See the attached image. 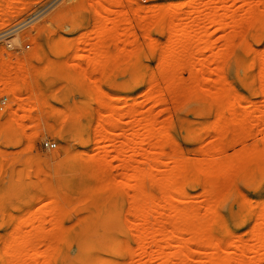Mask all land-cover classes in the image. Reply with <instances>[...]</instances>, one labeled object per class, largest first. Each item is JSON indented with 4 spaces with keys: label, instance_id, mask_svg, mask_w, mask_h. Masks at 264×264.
I'll use <instances>...</instances> for the list:
<instances>
[{
    "label": "rangeland",
    "instance_id": "obj_1",
    "mask_svg": "<svg viewBox=\"0 0 264 264\" xmlns=\"http://www.w3.org/2000/svg\"><path fill=\"white\" fill-rule=\"evenodd\" d=\"M0 11V264H264V0Z\"/></svg>",
    "mask_w": 264,
    "mask_h": 264
},
{
    "label": "bare ground",
    "instance_id": "obj_2",
    "mask_svg": "<svg viewBox=\"0 0 264 264\" xmlns=\"http://www.w3.org/2000/svg\"><path fill=\"white\" fill-rule=\"evenodd\" d=\"M109 2H112V0H108ZM2 2H4V1H2ZM185 3V2H184ZM183 4V3H182ZM90 4H88V6H89ZM92 5V4H91ZM2 6V5H1ZM5 6V5H4ZM9 7V6H8ZM11 7V6H10ZM91 7V6H90ZM13 8H15V7H13ZM92 8V7H91ZM25 9V8H24ZM1 10H3V8H1ZM4 10H6V9H4ZM3 10V11H4ZM7 10H9V9H7ZM7 10H6V12H7ZM11 10V9H10ZM21 10H23V8L21 9ZM14 11V9H12V12ZM17 11V10H16ZM5 12V14L4 15H6V14H8V13H6ZM99 12V11H98ZM10 13H11V11H10ZM17 13H21V12H17ZM100 13V12H99ZM0 14L1 15H3L2 14V12L0 11ZM13 15V16H12ZM15 15V13H13V14H11V16L13 17V18H16L17 17V15L16 16H14ZM7 16V18H8V16L9 15H6ZM19 16V15H18ZM94 16H95V14H94ZM97 17H95L94 19H98L99 17H100V19H98V20H100V22L101 21H104L105 20V18L103 19L102 17H101V15L100 14H98V15H96ZM1 17V16H0ZM11 17V18H12ZM4 18V17H3ZM6 18V17H5ZM9 19V21L11 20L12 21V19ZM103 19V20H102ZM5 20V19H4ZM0 21H2V18H1V20ZM94 21V20H93ZM3 22V21H2ZM98 23L97 21L96 22H93V23H95V24H97V27L99 28V27H101L99 24H101L102 25V22L101 23ZM1 23V22H0ZM12 23V22H11ZM113 24H111V25H114V22H112ZM2 24H4V26H6L5 24H7V26H8V23H5V22H3V23H1V25H0V30H2L4 27H3V25ZM9 24H10V22H9ZM94 24V25H95ZM110 24H104V26H106V28L104 27V30H102L103 28V25H102V27H101V29L99 30L98 28H96V25L94 26L95 28L93 29L94 30V32H93V34H89V36L88 35H86V34H82V36L83 37H86V36H88V37H97L96 39V43L94 44V43H92L93 45H91L90 47L92 48H90V47H88L91 51H88L89 52V54L88 55H90V53L91 52H93L92 50H95V54L94 53H92V57L90 56H88L89 57V59H87V60H91V63H93V64H96V65H98L97 66V68L99 67V68H101V65H103L102 66V68L101 69H103V68H105L104 67V64L103 63H107L108 62V59H109V61H110V59H112L113 60V62H112V60L110 61V62H112L111 64L113 65V63H114V66H112V67H116V65H115V63L116 62H114V60H115V58L117 57V55L116 54H113V56L114 57H111L112 56V53H111V55H110V53H109V51H106V50H108L107 49V47H108V44H109V42L107 43V45L106 46H104L105 45V41H107V40H110L111 42L110 43H112V46H113V48H117V49H119L120 47H119V45H117L118 43V41H123V38H122V36H121V33H120V35H119V32L121 31L119 28H117V29H119V30H117L116 29V27H118V26H116V25H114V26H111ZM169 25V24H168ZM171 25V24H170ZM169 25V26H170ZM140 26V25H139ZM3 27V28H2ZM143 28V25L141 24V26H140V28ZM141 28V30H144V28L142 29ZM92 30V31H93ZM96 35V36H95ZM120 36H121V38H120ZM87 37V38H88ZM90 38H88V39H90ZM0 39H2V40H5V39H7V37H6V34H2V35H0ZM122 39V40H121ZM91 40V39H90ZM86 41H89V40H86ZM15 43H16V41H14ZM90 42V41H89ZM93 42V41H92ZM114 42V43H113ZM87 43V42H86ZM91 43V42H90ZM90 43H88V44H90ZM117 43V44H116ZM14 44V43H13ZM154 44H156V43H154ZM154 44H153V46H154ZM114 45H115V47H114ZM157 45V44H156ZM105 47H106V50H104L105 49ZM157 46H155V48H156ZM78 49H80V48H76L75 49V52H77V50ZM88 49V50H89ZM74 52V53H75ZM117 53V52H116ZM109 55V57L110 58H108L107 59V56ZM94 55V56H93ZM73 56H75V55H73ZM116 56V57H115ZM87 57V58H88ZM105 57H106V59H107V62H106V59H105ZM91 63H90V66H91ZM89 64V63H88ZM100 65V66H99ZM106 66V65H105ZM110 66V64H109V66H108V68H110L111 67ZM204 66V67H203ZM23 67V66H22ZM22 67H21V69H20V71H22L23 72V69H24V67H23V69H22ZM202 67L203 68H205V65L203 64L202 65ZM94 68V67H93ZM98 68V69H99ZM123 75H125V74H121V76H123ZM31 88V87H30ZM7 89V88H6ZM10 89V88H9ZM18 89H19V86H16V87H13L12 89H10V90H6V92L8 91V93H9V91H11V92H14V94L15 95H17V91H18ZM32 90L30 89V92H31ZM32 96V94L30 93V96H29V98ZM16 99H19V97H15ZM53 126H50V128H52ZM84 151H82V150H78V152H76V154H75V156H74V161H79L78 162V165L79 166H81V165H83V163H82V161H85L84 160V158H83V155H84ZM82 167V166H81ZM25 242L26 241H24V239L22 238V237H17L16 239H14V245H15V247H14V249H10V248H8L6 251H5V253H4V256L6 257V258H9V257H12V256H15L16 257V259H18L17 260V262L15 263V264H22L21 262H23L22 260L25 258L24 256H25V247H23V246H25L24 244H25ZM188 242V241H187ZM187 242H181L183 245H185ZM263 243V242H262ZM181 244V246H182V249L183 248H185L186 249V251L187 250H189V245H185V246H188V248L187 247H183V245ZM188 244V243H187ZM263 246H264V244H263ZM22 247V248H21ZM180 250V251H184V250ZM180 251H178V252H176V253H178V255H180L181 254V256L184 254L185 255V253H187V252H180ZM176 253H174L173 254V256L174 255H176ZM187 254H189V253H187ZM187 254L184 256V258H186V261L184 260V258L183 257H181V258H183V259H181L178 255H176V256H178L181 260H183L184 261V263L185 264H187V257H189V256H187ZM187 256V257H186ZM175 258H177V257H175ZM188 260H189V258H188Z\"/></svg>",
    "mask_w": 264,
    "mask_h": 264
},
{
    "label": "built area",
    "instance_id": "obj_3",
    "mask_svg": "<svg viewBox=\"0 0 264 264\" xmlns=\"http://www.w3.org/2000/svg\"><path fill=\"white\" fill-rule=\"evenodd\" d=\"M54 145H55V143H52V142H49V141L45 142V146L46 147H53Z\"/></svg>",
    "mask_w": 264,
    "mask_h": 264
}]
</instances>
